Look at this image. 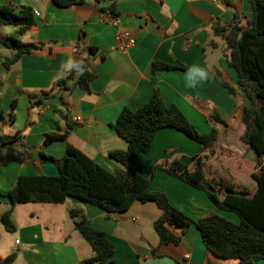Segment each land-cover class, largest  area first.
Instances as JSON below:
<instances>
[{"label":"crops","instance_id":"1","mask_svg":"<svg viewBox=\"0 0 264 264\" xmlns=\"http://www.w3.org/2000/svg\"><path fill=\"white\" fill-rule=\"evenodd\" d=\"M0 5L29 6L35 19L21 35L18 26H1L2 39L15 36L42 44L5 69L4 60L15 51L0 41V138L17 135V142L0 143V204L8 202L7 194L20 175H57L58 167L49 157L63 158L69 145L118 173L122 166L109 153L126 149L127 143L111 125L123 109L137 110L158 88L163 100L175 104L200 133L216 128L218 139L206 149L176 129H161L139 156V172L152 179L151 190L165 193L190 218L218 214L239 222L238 216L217 208L204 190L156 166L181 159L193 170L194 156L203 155L207 180L255 191L251 175L258 170L256 154L242 140L241 110L248 100L226 57L225 40L215 33L216 27H230L235 21L246 24L253 16L250 0H84L68 7L52 0H0ZM112 16L119 18V25L110 23ZM130 38L135 39L132 45ZM78 51L94 76L78 85L70 81L69 89H62L57 83ZM156 61L173 68L153 71ZM52 132L67 136L45 144L46 134ZM39 204L21 228L31 242L40 241L33 235L39 223L56 227L52 218L42 221L52 204ZM61 204L68 213L83 210L91 225L106 233L115 245V264H239L237 259L214 257L194 225L186 233L170 227L181 242L160 244L154 222L162 210L154 202L136 201L127 212L110 217L101 207L73 197ZM73 237L76 248L65 241V233L63 240L48 242L57 245L53 248L39 249L36 244L35 255L51 257L54 252L60 264H80L92 257L80 253L87 241L69 235ZM250 264H264V259Z\"/></svg>","mask_w":264,"mask_h":264},{"label":"trees","instance_id":"2","mask_svg":"<svg viewBox=\"0 0 264 264\" xmlns=\"http://www.w3.org/2000/svg\"><path fill=\"white\" fill-rule=\"evenodd\" d=\"M58 7H68L83 3L84 0H52ZM100 2L101 0H96ZM253 16L246 24L233 22L229 26L215 28L226 43L229 64L238 75L248 104L241 110V119L245 125L242 140L254 150L258 170L251 177L256 184L255 191L239 190L236 185H217L207 180L203 169V155L193 158L195 168L175 159L170 164H160L156 169H163L170 175L204 190L217 208L232 211L239 215L238 223L232 222L218 214H211L194 220L174 206L167 195L150 189L152 179L139 172L138 159L148 151L155 135L164 128H173L191 139L211 148L218 139V131L213 128L209 133H200L175 105L167 104L156 88L150 99L137 110L125 108L116 122L112 124L115 132L126 141L127 148L113 150L110 158L118 162L122 169L114 174L90 158L81 150L69 145L63 158L52 159L57 167V175H20L15 186L8 192L10 207L3 213L1 222L9 232L16 230L11 217L16 205L22 203L61 204L69 197L95 204L112 213L127 212L134 202H154L162 215L154 222L160 244H179L181 236L175 235L170 227L180 229L183 233L191 226H196L211 254L218 259H237L239 264H250L264 259V0H250ZM113 8V7H112ZM35 23L33 9L29 6L20 8L11 5H0V27L18 26L17 34L21 35ZM0 41L15 52L3 62L9 69L22 55L41 48V43L23 42L15 36ZM91 51L95 48L91 47ZM173 68V66L156 61L153 71ZM94 72L89 69L80 51L76 54L71 66L66 70L57 85L69 89L68 83L75 84L89 81ZM231 94L235 89L224 82ZM14 105H12V109ZM3 115L0 111V117ZM14 118L13 111L10 114ZM67 133H48L45 144L57 139L66 138ZM17 135L4 136L0 143L16 142ZM75 229L90 244L93 256L80 264H115V245L106 233L94 228L83 210L73 208L69 211ZM153 249V253H154ZM13 255L10 256L12 260ZM196 264V263H192Z\"/></svg>","mask_w":264,"mask_h":264},{"label":"rangeland","instance_id":"3","mask_svg":"<svg viewBox=\"0 0 264 264\" xmlns=\"http://www.w3.org/2000/svg\"><path fill=\"white\" fill-rule=\"evenodd\" d=\"M220 40L224 44L221 38ZM36 206L41 205L39 203L33 202L16 205L11 217L16 230L14 232H9L2 224L1 217L3 213L10 207V204L9 202L0 204V264H60L61 260L58 255L54 254V252L52 253L51 257L43 256L38 258V255H35L38 252V249H35L36 244L39 245V249H46V247L53 248L57 245L50 244L48 242H56V240L60 239L63 240V234L65 233L67 236V240L65 241H69L68 243L72 244L75 248L77 247L76 238L73 237L72 240L69 239L70 234H76L79 240L86 242L80 233L74 228L73 219L70 217L68 211L64 209L67 205L63 204L47 205L51 206L50 208L52 209L45 211L42 221H45L46 217L52 218L53 221H56V227L52 228V225H43L39 223V226H37L36 232L33 235H35L40 241H29V239L26 238L27 236L24 231L22 233L21 228L26 227V223L29 220V216L31 215L30 213ZM229 213L239 217V215L235 212L229 211ZM48 228H51V230L49 231ZM80 253L81 255L94 254L93 249L88 242L86 243L85 248H81ZM12 255L13 258L10 260V256Z\"/></svg>","mask_w":264,"mask_h":264},{"label":"built area","instance_id":"4","mask_svg":"<svg viewBox=\"0 0 264 264\" xmlns=\"http://www.w3.org/2000/svg\"><path fill=\"white\" fill-rule=\"evenodd\" d=\"M215 1H217V0H215ZM110 23L113 24V25H119L120 20H119V18L117 16H112V18L110 19ZM134 43H135V39L134 38H130L129 39V44L132 45ZM76 119L80 121L81 117H77ZM262 164L264 165V156L262 158ZM16 242H18V241H16Z\"/></svg>","mask_w":264,"mask_h":264},{"label":"clouds","instance_id":"5","mask_svg":"<svg viewBox=\"0 0 264 264\" xmlns=\"http://www.w3.org/2000/svg\"><path fill=\"white\" fill-rule=\"evenodd\" d=\"M200 75L203 77L205 76L206 74L204 72H201Z\"/></svg>","mask_w":264,"mask_h":264}]
</instances>
